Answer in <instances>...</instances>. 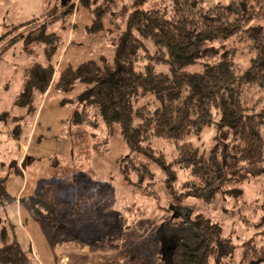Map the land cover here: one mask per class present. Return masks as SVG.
Instances as JSON below:
<instances>
[{"label":"trees","instance_id":"1","mask_svg":"<svg viewBox=\"0 0 264 264\" xmlns=\"http://www.w3.org/2000/svg\"><path fill=\"white\" fill-rule=\"evenodd\" d=\"M204 1L66 0L43 24L71 17L74 9H85L91 16L86 32L101 34L113 54L75 68L65 65L57 73L62 50L58 53L59 36L39 26L35 41L43 43L46 63H33L23 71L22 88L13 101V107L23 112L12 117V137L22 139L27 134L25 127L30 128L50 86L67 93L86 85L75 98L60 101L70 110L65 124L70 142L75 141L73 136H83L88 143L101 121L110 133L117 125L131 152L120 159L126 177L133 174L138 183L153 180L152 161L176 200L191 196L211 203L219 191L241 184L248 176L264 175V0L217 1L211 6H204ZM39 20L19 23L0 35L17 31L3 48L27 36L28 30L23 29ZM245 41L253 55L247 68L237 74L238 46ZM194 63H200L201 69L189 70ZM163 66L167 69L162 70ZM250 87L263 91L260 108L243 102ZM6 115L0 112V119ZM210 124L216 128L217 141L208 154L199 153L188 138ZM152 138L173 143L175 156L167 161L150 146ZM37 159L27 155L23 164ZM10 169L20 173L17 165ZM178 170L183 172L180 183ZM3 180L0 177V206L6 207L15 203V197L7 193ZM63 187L58 180L39 182L21 202L41 225H58V212L68 204ZM80 200L77 195L74 212ZM180 225H188L196 241L178 240L166 247L157 239L159 249L150 264L222 261L217 246L222 237L216 223L200 214L193 224L169 222L170 228ZM14 226L7 220L0 225V264H36L30 245L23 246Z\"/></svg>","mask_w":264,"mask_h":264},{"label":"rangeland","instance_id":"2","mask_svg":"<svg viewBox=\"0 0 264 264\" xmlns=\"http://www.w3.org/2000/svg\"><path fill=\"white\" fill-rule=\"evenodd\" d=\"M217 1L226 0H205L204 6H211ZM61 7V0H0V35L19 23L40 19L34 26L23 29L28 30L29 34L9 47L3 48L17 31L0 37V50L3 48L0 53V112L7 114L0 119V168H3L0 169V177L5 178L3 183L7 193L13 197L24 175L10 168L17 165L19 171L27 176L26 167L30 163L25 166L23 161L27 157L26 139L34 122L29 123L30 128L25 127L28 131L22 139H14L10 133L12 117L23 110L13 107V101L21 91L24 69L33 63H46L43 43L35 41V36L40 32L39 26L43 27L45 33L59 36V53L69 22L76 23L79 14L74 9L71 17L43 24L44 18L54 15ZM49 11L53 14H47ZM41 23L43 25H39ZM31 28L37 29L31 31ZM69 47L70 43L60 52L57 73L67 65L64 62ZM252 51L247 41L239 44L234 65L237 74L247 68ZM161 69L166 70L167 67ZM188 69L200 70L201 65L194 63ZM247 89L243 94L245 105L255 104L260 108L263 91L256 87ZM21 122L27 126L28 119ZM67 137L72 154L69 161L59 158L56 165L63 170L65 183L58 181L64 186L68 204L58 212V225L44 226L51 244L59 246V256L67 264H150L159 249L155 245L157 239L164 242L166 247L178 240L189 243L196 241L194 231L188 225L175 229L169 227V222L175 220L183 225L193 224L199 214L216 223L221 232L222 238L217 246L222 261L211 258L210 264H264V175L248 176L241 184L219 191L211 203L191 196L178 201L167 190L164 175L155 162L150 161L153 180L138 183L133 174L125 176L120 159L131 152L117 125L110 133L101 121V128L88 143L83 136H73L75 141L72 143L69 132ZM188 140L199 153L208 154L217 141L214 124ZM149 143L167 161L176 154L175 145L167 140L152 138ZM82 151L88 153L82 154ZM179 172L180 183L183 172ZM53 180L57 179L46 181ZM77 195H81L80 207L74 212ZM6 220L15 225L14 231L23 246L28 248L30 245L36 264H45L33 249L34 242L27 229L18 222L13 205L0 206V225Z\"/></svg>","mask_w":264,"mask_h":264},{"label":"crops","instance_id":"3","mask_svg":"<svg viewBox=\"0 0 264 264\" xmlns=\"http://www.w3.org/2000/svg\"><path fill=\"white\" fill-rule=\"evenodd\" d=\"M75 11L79 14L77 21L75 24L69 22L70 25L63 40V48L70 43L68 57H65L64 64L75 68L84 61H96L101 55H112L113 50L106 46L101 34L86 32V26L91 23L88 11L82 8L75 9ZM85 88L86 85H80L67 93L49 88L39 102L38 115L30 128L29 137L26 139V155L39 159L27 165V176L23 171L20 172L24 177H21V185L15 193L13 206L18 222L24 229H27V234L34 242L33 249L45 264H67V262L59 256L61 253L59 246L51 244L46 234L44 226L48 223L44 225L38 223L30 215L21 199L31 196L40 181L57 179L65 183L62 168L59 165H52L57 163L59 158L65 162L69 161L72 154L67 137L68 130L65 126L70 110L68 107L62 106L60 101L75 98ZM11 141L14 142L13 139Z\"/></svg>","mask_w":264,"mask_h":264},{"label":"water","instance_id":"4","mask_svg":"<svg viewBox=\"0 0 264 264\" xmlns=\"http://www.w3.org/2000/svg\"><path fill=\"white\" fill-rule=\"evenodd\" d=\"M66 0H61V4H65Z\"/></svg>","mask_w":264,"mask_h":264}]
</instances>
